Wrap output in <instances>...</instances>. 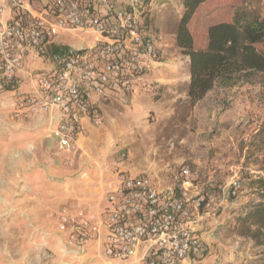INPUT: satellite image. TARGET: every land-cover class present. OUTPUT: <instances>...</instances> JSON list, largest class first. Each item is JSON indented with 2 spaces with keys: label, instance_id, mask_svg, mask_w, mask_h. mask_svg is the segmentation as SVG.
<instances>
[{
  "label": "rangeland",
  "instance_id": "obj_1",
  "mask_svg": "<svg viewBox=\"0 0 264 264\" xmlns=\"http://www.w3.org/2000/svg\"><path fill=\"white\" fill-rule=\"evenodd\" d=\"M182 1L145 0L144 23L156 42L155 62L136 92L116 91L99 99L102 121L84 133L94 139L97 162L86 159L93 163V171L82 173L81 178H94L98 171L99 177L102 175L108 185H113L118 173H144L159 188L178 192L183 180L180 170L187 167L189 175L185 179L192 183L187 195L198 193L213 199L209 208L202 209L197 226L206 247L197 264H264V229L255 235L257 238L251 237L247 231H254L256 226L246 218L263 202L264 74L249 72L219 80L192 104L187 95L189 56L175 42ZM217 1L231 3L238 13H264V0H213L207 6L212 8ZM59 39L78 45L84 40L93 41V34L72 31ZM12 90L0 80V264L12 260L2 245L5 220L9 218L15 230L33 226L18 221L13 213L8 217L9 209L18 210H11L16 198L32 194L24 183L23 172L30 173L55 159H63L62 164L69 168L77 165L75 160L68 164L69 157L56 149L44 157L35 151L36 141L18 139V126L10 123L28 115L18 109L19 105H9L15 99L21 102L20 95L10 93ZM58 179L60 176H55V183ZM236 184L239 188L233 194ZM96 194L88 201L68 200L53 205L38 227L54 229L58 211L66 206L83 207L94 215L99 201ZM31 231L25 237L22 263H52L54 252L44 238L35 242ZM17 251L16 247L14 257ZM93 264L104 263L96 259Z\"/></svg>",
  "mask_w": 264,
  "mask_h": 264
},
{
  "label": "built area",
  "instance_id": "obj_2",
  "mask_svg": "<svg viewBox=\"0 0 264 264\" xmlns=\"http://www.w3.org/2000/svg\"><path fill=\"white\" fill-rule=\"evenodd\" d=\"M144 13L145 0H49L36 12L29 0H0V80L15 89L20 75L26 76L31 92L21 106L48 114L47 135L69 157L68 164L81 152L84 123L102 121L99 99L136 92L155 62L156 42ZM72 31L99 38L92 46L57 55L54 70H26L29 51L39 54L55 37ZM188 175L182 167L176 192L159 188L147 174L121 172L116 187L99 198L94 216L83 207L61 208L56 228L63 252L74 261L95 244L99 257L126 264H197L206 250L197 226L213 199L187 195ZM238 188L234 185L232 193Z\"/></svg>",
  "mask_w": 264,
  "mask_h": 264
},
{
  "label": "crops",
  "instance_id": "obj_3",
  "mask_svg": "<svg viewBox=\"0 0 264 264\" xmlns=\"http://www.w3.org/2000/svg\"><path fill=\"white\" fill-rule=\"evenodd\" d=\"M48 1L49 0H29V6L33 12H36L41 10L44 7V4ZM65 34L66 33H63L61 35ZM86 34H93V41L87 42L84 40L78 45H70L66 41H61L59 39L60 35H58L49 44H47L39 54L34 51H29L24 60L26 70H54L57 68L55 62V57L57 55L63 54L73 48L92 46L96 44V39L99 37L91 32H87ZM20 77V83L22 80H24V82L22 84L19 83L17 88L12 90L10 93L20 95L18 99L22 100L26 94L31 92V85L24 74H21ZM9 105L13 108L16 105H19L18 109L25 111L26 115H28V118L26 119L20 118L17 121L10 123L18 126V139L36 141L37 145L35 147V151H38V153L44 157H48L55 149V142L53 138L49 137L46 132L48 114L38 109L28 110L26 107L21 106V102L16 99L9 103ZM84 125V133H86L92 126L88 121L85 122ZM84 133L80 141L81 152L74 161L76 162L75 164H77L74 168H69L63 165V159H55L52 163L45 162L43 166L36 167L31 170L30 173H26L25 171L23 172L22 176L24 183L28 186V189H30L32 194L16 198L12 202L14 206L11 210L15 208L18 210L10 212L9 209L8 217L13 215L18 221L31 223L33 226L30 229L19 227L15 230L11 228L10 223L8 222L9 218H7L2 224L1 232L2 237L5 239L2 245L4 251L7 252L9 257L12 256L11 263L9 262L10 264H23L25 262V254L22 249L25 247V237L30 235L32 232L31 230H33L31 235L35 242H38L40 238H44L47 245L54 252V261L50 264H93L96 259H102L104 264L127 263L118 259H106L104 257H99L97 252L98 248L95 244L89 248L87 255L84 258H77L78 261H76V259L75 261H72V257L63 252L64 246L62 236L57 231L56 226L54 229L38 227L41 225L40 222L45 220L46 211L53 205L68 200H81V202L85 200L88 201L97 195L96 192L99 194L98 198H101L102 195L115 188L117 185V180H115L113 185H108L102 175L99 177L98 171H95L96 175L94 178H90V176L84 180L81 178L82 173L85 172L88 175L93 171V169L90 168L93 166V163L86 161V159L97 162V149L95 148L96 145L93 142L94 139L92 136L91 138L87 137ZM7 134L10 135V129H8ZM100 171L101 174H103L102 170ZM55 176H60L57 183H55ZM10 203L11 201L9 199V204ZM101 205H103V202H101ZM16 247L18 249L17 253L19 254L17 257H14V250ZM182 264H190V261L185 260Z\"/></svg>",
  "mask_w": 264,
  "mask_h": 264
},
{
  "label": "trees",
  "instance_id": "obj_4",
  "mask_svg": "<svg viewBox=\"0 0 264 264\" xmlns=\"http://www.w3.org/2000/svg\"><path fill=\"white\" fill-rule=\"evenodd\" d=\"M209 1L213 0H183L175 33L177 47L189 56L187 95L192 104L219 80L249 72L264 74V13H238L223 1L209 8ZM246 218L256 226L247 232L257 238L264 229V194L263 202Z\"/></svg>",
  "mask_w": 264,
  "mask_h": 264
}]
</instances>
